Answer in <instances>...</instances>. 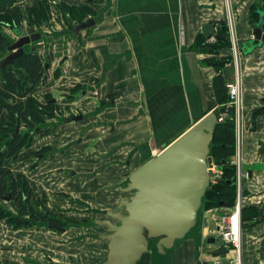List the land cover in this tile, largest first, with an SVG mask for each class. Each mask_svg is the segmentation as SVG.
Here are the masks:
<instances>
[{
  "label": "crops",
  "instance_id": "0c3cea01",
  "mask_svg": "<svg viewBox=\"0 0 264 264\" xmlns=\"http://www.w3.org/2000/svg\"><path fill=\"white\" fill-rule=\"evenodd\" d=\"M43 1H47L50 17L39 30L32 28L41 39L25 49L30 47L31 53L42 56L45 81L30 97L42 104L50 95L61 115L47 120L53 128L46 138L33 142L44 141L42 145L52 147L45 158L49 170H42L40 162L44 160L23 166L41 181L33 183L35 187L30 182L36 195L51 187L53 182L46 179L55 169L63 175L62 181L53 185L61 189L57 193L80 207L106 208L127 171L139 168L145 158L215 110L212 84L219 71L210 61L214 56L198 45V39L199 35L204 38L203 25H221L226 10H220L222 0H202L200 8L196 0H18L16 5L25 9ZM256 1H230L233 37L240 56L234 61L235 74L227 65L221 71L240 82V154L244 168L253 175L248 187L253 192L239 213L241 264H264V41L247 51V43L253 40L247 35L251 29L249 12ZM90 20L92 25L81 28ZM25 26L30 28L27 23ZM30 30L21 31L28 34ZM4 34L9 39L15 36ZM8 54L4 51L0 61ZM226 54L229 50L222 49L219 57ZM258 111L263 113L256 116ZM77 116L81 120H72ZM8 160L16 162L6 158L4 166ZM136 163L137 167L128 170ZM123 167L128 169L120 177ZM21 173L26 175L24 170ZM227 212L225 207H219L218 212L200 210L195 233H191L193 229L180 245L156 256V264L235 262L236 251L231 247L203 242L205 237L218 235L217 217ZM8 221L0 220V264H102L106 260L107 251L102 259L100 244L55 249L57 239L51 238L49 247L38 248L39 229L16 232ZM23 232L27 235L19 237L26 239L17 242L15 235ZM140 260L138 264H143ZM155 260L151 254L145 257V264Z\"/></svg>",
  "mask_w": 264,
  "mask_h": 264
},
{
  "label": "water",
  "instance_id": "95a60500",
  "mask_svg": "<svg viewBox=\"0 0 264 264\" xmlns=\"http://www.w3.org/2000/svg\"><path fill=\"white\" fill-rule=\"evenodd\" d=\"M92 23L87 21L81 28ZM222 29L224 27L210 23L201 27V33L207 40L217 39ZM13 33L17 40L7 48L9 54L0 61V70L25 55V46L41 39V34L32 28L28 34L21 30H13ZM247 35L253 38L247 43L250 52L264 41L263 14ZM211 50L206 48L207 52ZM72 120H81V116ZM216 126L217 114L211 111L128 176L127 185L120 191L133 194L118 204V209L124 208L125 214L102 212L113 222H95L107 228V234L99 236L107 242L106 260L102 264H137L153 240L157 251L164 254L194 229L214 176L209 154ZM216 170L221 174L224 171L221 167ZM203 242L220 248L226 246L217 236L205 237Z\"/></svg>",
  "mask_w": 264,
  "mask_h": 264
},
{
  "label": "trees",
  "instance_id": "16d2710c",
  "mask_svg": "<svg viewBox=\"0 0 264 264\" xmlns=\"http://www.w3.org/2000/svg\"><path fill=\"white\" fill-rule=\"evenodd\" d=\"M16 3L17 0H0V20L5 21L2 25H9L15 30L23 29V21L29 23L31 28L35 26L40 29L43 25H47L49 16L46 3L47 7L44 6V2H41L39 6L33 5L25 8L26 16H24V10L16 6ZM261 14L264 15V12L259 8L256 7L255 10L250 8V24L254 26L258 24ZM220 23L224 29L215 39V44L207 45L204 38L199 35L198 45L204 50L211 48L210 55L212 56H219L223 48L229 47L228 29L224 22ZM9 45V39L0 34V52L6 51ZM228 60L227 58L210 60L212 65L219 70L212 84L215 107L220 108L227 116L225 121L220 125L217 124L215 128L213 148L209 154L213 164L224 170L220 182L213 187L214 190L207 191L205 194L204 199L208 198L209 194L211 196L212 200H208L211 204L210 208L231 206L235 197V168L229 162L234 151V112L228 105L226 75L221 72L229 63ZM44 67L42 56L29 53L16 58L14 64H7L0 70V195L5 190L12 192L11 198L15 199L23 215L26 214L27 207L21 203L22 197L28 201L31 194L28 180L22 174H12L3 165V161L6 158L17 160L20 156L25 159L26 156L40 155L50 150L49 147H42L36 152H28L35 140L41 141L50 134V127L42 125L47 122L45 117L49 119L53 117V110H55L50 95L44 97L45 102L42 104L30 97V94L45 81ZM258 112L263 113V111ZM17 128L18 132H16ZM21 128L26 131H21Z\"/></svg>",
  "mask_w": 264,
  "mask_h": 264
},
{
  "label": "rangeland",
  "instance_id": "374dc122",
  "mask_svg": "<svg viewBox=\"0 0 264 264\" xmlns=\"http://www.w3.org/2000/svg\"><path fill=\"white\" fill-rule=\"evenodd\" d=\"M230 1L231 0H222L221 1L222 3H221V9L220 10H226V14L227 15H225V19L223 21L227 22V24H230V20H231V23L233 22V20H232V12L233 11H230V10H232V4H231ZM43 2H44V6H46L47 1H43ZM196 5H197V7L200 8V6L197 3H196ZM256 7L259 8L262 12H264V0H257L256 2H254L252 4V6H251V10H255ZM22 10H24V9H22ZM23 12H24V16H26L25 15L26 14L25 10ZM229 15L231 17H229ZM48 16L50 17L49 10H48ZM49 17H48V19H49ZM223 21H221V22H223ZM3 23H5V21L0 20V34H2V35L5 36L4 33H6V34H9L10 36H13V32L12 31L11 32L9 31L10 26L7 25L9 27L8 28L7 26L2 25ZM26 23H27L26 21H23V24L22 25H24L23 28H25V31L28 32L30 30V28H27L25 26ZM250 25H251V28L254 26L252 24H250ZM232 26H233V23H232ZM32 28L35 29V30H39L38 28H35V26H32ZM16 37L14 36V37H12V39H9L8 38L9 41H10V43H14L17 40ZM229 38H230L229 39L230 40L229 41V47H225L223 49L229 50V53L230 54L229 55L226 54L223 57L214 56L213 58H216V59H219V58H227V59H229L228 60L229 63L225 67L226 68H230L231 67V70L233 71L232 72V75H233V73L235 74V68H234L235 67V62L234 61H236L238 59V57L240 56V54H239V49H238V46H237L238 45V42L234 39L235 46H233V40H232L231 35H229ZM213 44H215V42ZM207 45L211 46V44H207ZM29 48L30 47H27L25 49L28 52V53H25V54L31 53V51H30ZM5 53H7V51H5ZM3 54H4V52L0 56H2ZM225 75H226L227 82L228 83H231L233 81L231 74L226 73ZM234 79H235V76H234ZM75 93H76V90H75ZM231 108L233 109V112H234V124H235L234 125L235 126L234 127V135H235V139H234V151H233V154L231 155V157L229 158V162H231L234 159H236L237 158V155L239 156L240 165H239V168L238 169H239V173L241 174V177L239 178V188H237V184H236V182H237V174H236L237 167L236 166H233L235 168V187H234L235 188V194H234L235 197H234L233 204L231 206L225 207V208H227L229 210V212H227V214H231L234 211V207H235V205H236L237 202H239L240 209H241L242 206H243V204H244L245 198L248 195L252 194V192H253V191L249 192L250 190H248V187H249L250 182L253 181L252 171L249 170V169H245L244 168V163H243V160H242V157H241L242 154H240L239 126L237 128V123L235 122V120H236L235 119V112L236 111H235V108H233V107H231ZM213 111L217 114V117H223V120L221 122H217V124L220 125L221 123H223L225 121V119L227 118V116H226L225 112H223L220 108H215V110H213ZM56 114H58L59 116L61 115V114H59V109L58 108L56 109V107H55V110H53V116H54V118H56L55 117ZM261 114L262 113H260V112H256L255 113L256 116H260ZM43 118H44V116H43ZM48 119L49 118L45 117V120H48ZM48 123H50V122H48ZM48 123L45 122L42 126L44 127V126L48 125ZM21 131H26V130L24 128H21ZM43 143H45V142L43 141V142H39V143L36 142L35 144L33 143L32 148H30L28 150V152L36 151L37 149L40 148V146ZM212 148H213V145L211 143V145H210V154H211ZM156 153H158V152H156ZM156 153H154V154H156ZM150 158L151 157L145 158V161L144 162H146ZM43 160L44 161L40 162V164L42 165V170L47 171L49 169L47 167H45V166H47L45 164L46 163L45 158ZM12 161H15V160H12ZM35 161H36V159H34L33 156H28V157L26 156L25 159H23V156H20L16 160V162H13L12 164L10 163L11 160L6 161L5 162V165L7 167L6 166L5 167L8 168L12 172V174H15V175L18 174V173H20V172H23V170H24L26 172V178L28 180L29 186H30V182L34 186V184L36 182L37 183H40L41 181H39L36 178L35 173L34 174L33 173L31 174L29 172V170L27 169L28 167L23 166V165H29L31 162L33 163ZM9 164H11V165H9ZM135 167H137V163L134 164V165H132V167H130V169H128L126 167H123L119 171L120 172L119 173V176L121 177V173L122 172H126L127 169L128 170H131V169H134ZM132 172L127 171L126 172V178L123 177V178H120L121 180L120 179L118 180V183L116 185V191H115L116 197H113V200H112L111 203H109L108 207L104 208V207L98 206L96 209H93V208H90V206H87V207L77 206V204H73V202L69 201L68 196H62V194L57 193V192H60L61 189H59V191H58L55 187H53V185L54 184H59V182H61L62 179H63V175L61 173L59 174V172H57L54 169V173L52 175H49V178L46 179V180H50V182H53L52 185H51V187L48 188L47 191H42V190L40 191L39 190L38 193H37V195H38L37 198L40 199V201H39L40 202V205L39 206H36V210L38 211L39 214H41V215L44 214L45 210L47 209L46 207L48 206L46 203L47 202H51V205H49V207L52 208V210L54 211V213L57 214L58 211H62L59 208H63L64 207L63 209H65V210H63L62 212L67 213L66 215L70 218V220L73 222V224L70 225V228L68 227L69 228L68 234L67 235H64V236H61L60 234H58L56 232H53L52 233V232L46 231V229L45 230L44 229L43 230L39 229L40 239L38 240L37 247L38 248L45 247V246H48L49 247L50 246L51 238L57 239L56 240L57 242H55V243H57V245L55 243L53 245V247L55 249L60 248V247L61 248L68 249L67 247H69V246H70L69 248H72V249H76L77 247L83 249L85 247L89 248V247L94 246V245H96L97 247H99V244H100V247L99 248L102 250V259H104L105 258V255L104 254L107 251V244H106L105 241H101L98 238V236L104 234L105 227L104 226L95 225L94 222H93V220L94 219L95 220H98L99 218H105V215L100 213L101 211H103L105 209H109L110 211H113V212H116V213H119V214L120 213L121 214H125L124 208L118 209L119 200L117 201V199L120 198V199L127 200L128 197L131 196V192L125 193V192L120 191L119 188H121L120 186L125 187V185H126V183L128 181L127 180L128 179V175L131 174ZM44 176H46V175H44ZM32 177L34 178V181L33 182L30 180ZM38 177H39V175H38ZM217 180L218 181H216L215 183L213 181L210 182V186H209V188H208L207 191L212 192L214 190L213 187L217 183L220 182L219 180H221V178L220 179H217ZM32 191H33V189H32ZM76 193H78L77 190H76ZM78 197H80V196H78ZM210 198H211V196L209 194L208 195V198H205L206 200L204 199L203 204H202L201 211L213 209L216 212H218L220 206H216L215 208H213V207L210 208L209 207V205H211V204L208 203V200H212ZM41 199H42V201H41ZM75 199H77V197ZM48 200H50V201H48ZM116 201H117V203H116ZM70 211H73L74 212V215H72V212H70ZM94 211H95V213H94ZM4 216H6V217H4ZM8 216H11V217L15 216L14 207L11 206V205H9L8 202H6V201L0 200V220H4L5 219L6 221H8L9 220L8 219ZM57 216H59V215H57ZM76 216H78L79 219L80 218L86 219V224H87L88 227L86 226L87 228L82 229V227H83L82 226V222L76 221V220H78L76 218ZM0 224L3 225L2 223H0ZM12 225H13L14 229H15V227H17V229L19 227H21V225H17V224H12ZM21 230L24 231L25 229L22 227ZM196 230L197 229L194 228V231L191 232V233L194 234ZM18 231H19V229L16 232H18ZM239 233H240V244H239V246H240V250H241V246H242L241 227H240V232ZM10 235H13V234L10 233ZM25 235H27V234L24 233V232L22 234L15 235L16 241L19 242V241L25 240L26 238H20L19 237V236H25ZM0 237H1L0 240H2L3 237L2 236H0ZM179 242L181 243L183 241H178L175 245L176 246L180 245ZM24 244L25 243H23V245ZM225 245L226 246H229L227 244H225ZM231 246L232 245H230L229 247H231ZM230 249H232L234 251L233 248H230ZM12 251L15 252V250H12ZM151 254H153V257L156 259L154 264H156L157 263V260H159L156 256H159V255H162L163 254V253H159V251H157L156 241L155 240L149 242L148 252L146 253V255H143L144 257L141 259L143 264H145V257L150 256ZM235 260H237V253H236V259ZM163 261H164V259H163ZM230 264H234V261H232Z\"/></svg>",
  "mask_w": 264,
  "mask_h": 264
},
{
  "label": "flooded vegetation",
  "instance_id": "af4514ba",
  "mask_svg": "<svg viewBox=\"0 0 264 264\" xmlns=\"http://www.w3.org/2000/svg\"><path fill=\"white\" fill-rule=\"evenodd\" d=\"M52 126H53L52 123H48V125H46V127H50V130L53 128ZM42 147H49L50 150H48V151H46V152H44V153H42L40 155H34L33 156V158L36 159V161H35V164L36 165L41 160H43L44 158H46L47 157L46 155L52 151V147L49 146V145H41L40 148H42ZM39 149H37V150H39ZM36 151H34V152H36ZM19 174L24 175L25 178H26V175L25 174H23L21 172ZM28 185H29V183H28ZM29 188H30V191H31L29 200L27 201L25 197H22V200H21V203L27 207L26 214H24V215L22 214L21 210H19V208L17 207L18 204H17L16 201H14L15 199L12 200V198H11L12 197V194H13L12 192L5 190V192L0 195V200H4V201L8 202V204L11 205V206H13L14 207V210H15V216H13V217L8 216V219H9L8 222H11V224L21 225V227L18 228L19 230H21L22 227H23L24 229H29V228L30 229L31 228H34V229L37 228V229H41V230H43V229L45 230L46 229V231H49V232H52V233L53 232H56V233H58L60 235H64L65 233H67L69 231L70 225H72L73 222L66 215V213H63L62 212L63 210L61 209L62 211H58V213L55 214L54 211L52 210V208L49 207V205H51V202H47L46 204L48 206L46 207L47 209L45 210L44 214H42V215L39 214L38 211L36 210V206H39L40 205V202H39L40 199L37 198L38 195H36L32 191V189H31L30 186H29ZM41 201H42V199H41ZM48 201H50V200H48ZM102 212H113V211L103 210L100 213L102 214ZM113 213H116V212H113ZM57 215H59V216H57ZM119 215H124V214H121L120 213ZM4 217H6V216H4ZM102 220H109V221L113 222V220L111 218H109L108 216L105 215V218H99L98 220H95L94 221V224H95L96 221H102ZM81 222L83 224H86L85 219L82 220ZM15 229H17V227H15ZM104 231L105 232L102 235L107 234V228L106 227H105V230ZM98 238H99V236H98ZM101 241H103V240H101ZM106 244H107V242H106ZM21 249L22 248H20V247L18 248L19 252H22Z\"/></svg>",
  "mask_w": 264,
  "mask_h": 264
},
{
  "label": "built area",
  "instance_id": "2783aa9c",
  "mask_svg": "<svg viewBox=\"0 0 264 264\" xmlns=\"http://www.w3.org/2000/svg\"><path fill=\"white\" fill-rule=\"evenodd\" d=\"M202 0H196V3L201 6ZM228 6V5H227ZM230 17V15H229ZM232 23L230 20V24H227V29L229 32V35H231L233 40V46H235L234 37H233V29H232ZM180 36L182 39L183 36V28L180 26ZM208 44H213L215 42L214 37H210L208 40ZM236 54V53H235ZM226 89L229 97L228 105L235 108V122L237 123V128L239 126V119H240V108H241V86L238 78H235L231 83L226 84ZM223 120V117H217V122H221ZM238 131V130H237ZM230 165L236 166V174H237V188H239V178L241 177V174L239 173V165H240V159L237 155V158L230 162ZM212 172L214 174L213 177H211L210 182L213 181L214 183L218 181L217 179L221 178V172H218L216 170V166L213 164L212 166ZM240 213V205L239 202L236 203L234 207V211L231 214H225L217 217V224H218V239L220 242H223L227 245H232L231 248L234 249V251L239 252L240 251V233L237 235L232 231V220L238 216ZM240 218V217H239ZM240 227V222H239ZM234 264H241L240 260H235Z\"/></svg>",
  "mask_w": 264,
  "mask_h": 264
},
{
  "label": "bare ground",
  "instance_id": "6f19581e",
  "mask_svg": "<svg viewBox=\"0 0 264 264\" xmlns=\"http://www.w3.org/2000/svg\"><path fill=\"white\" fill-rule=\"evenodd\" d=\"M129 175H130V174H129ZM129 175H128V176H129ZM127 182H128V181H127ZM126 185H127V183H126ZM126 185H125V186H126ZM132 194H133V192H131V195H132ZM129 197H130V196H129ZM239 217H240V216H239V214H238V216H236V218H235L234 220H232V231H233L235 234H237V235H238L239 232H240V227H239L240 218H239ZM191 231H192V230H191ZM191 231H190V232H191ZM190 232H189V233H190ZM189 233H188V234H189ZM176 243H177V242H176ZM176 243H175V244H176ZM173 248H174V247H173ZM236 253H237V259L240 260V258H239V257H240L239 252H236Z\"/></svg>",
  "mask_w": 264,
  "mask_h": 264
}]
</instances>
